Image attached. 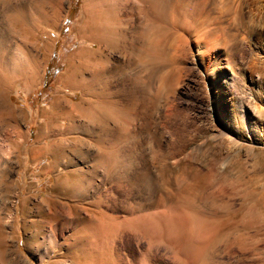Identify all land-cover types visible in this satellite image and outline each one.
Returning a JSON list of instances; mask_svg holds the SVG:
<instances>
[{
  "label": "rangeland",
  "instance_id": "1",
  "mask_svg": "<svg viewBox=\"0 0 264 264\" xmlns=\"http://www.w3.org/2000/svg\"><path fill=\"white\" fill-rule=\"evenodd\" d=\"M195 2L185 0L191 10ZM18 4L26 27L39 21L38 10L47 19L35 39L8 28L12 63L39 54L48 37L53 44L41 55L30 89L14 83L0 102V114L4 107L16 111L25 135L15 140L14 122L0 121V264H102L106 258L103 264H264V0H207L188 29L170 30L150 66L143 61L137 1L120 0L116 38L102 47L94 82L102 98L116 103L117 122L89 118L90 93L60 83L67 63L80 64L82 51L93 49L83 32L84 0H0L1 26ZM90 70L82 69L87 83ZM55 99L66 114L52 116ZM220 132L240 140L238 147L227 145ZM36 137L41 148L31 154ZM112 143L107 155L101 151ZM49 147L58 158L55 168L44 169ZM56 175L76 185L71 194L57 188ZM160 195L171 208L149 218L144 212L156 211ZM137 213L144 216L133 218ZM196 213L208 222L195 219ZM122 218L132 219L131 227ZM142 218L148 220L140 223ZM89 224H102L103 237ZM96 249L111 252L102 256Z\"/></svg>",
  "mask_w": 264,
  "mask_h": 264
},
{
  "label": "bare ground",
  "instance_id": "2",
  "mask_svg": "<svg viewBox=\"0 0 264 264\" xmlns=\"http://www.w3.org/2000/svg\"><path fill=\"white\" fill-rule=\"evenodd\" d=\"M18 2L20 0H4V2H8V3H11L13 4L14 2ZM64 1V0H63ZM66 2H69L70 0H65ZM137 1V10H138V13L139 15L143 18L144 20V24H143V31H141V33H143V35L145 36L146 38V44L143 48V61L145 63H148L149 66L153 63H157L158 61V56L160 54V52L162 53L161 51V46H162V41L164 39V37L170 32V30H172V28H189L190 27V20L189 18H198L196 16V14H200L202 13L203 10H205V5H206V2L207 0H196V2L194 3L195 6L193 7V9L191 10L189 7H187V4L185 3V0H136ZM188 1V0H187ZM120 4V0H84V4H83V8H82V11L83 13L85 14V18H86V22H84L86 24V29L83 31L84 32V36L86 37V39L90 42L91 46L93 49L91 50H84L82 51V53L85 55V57H83L81 59V62L80 64L78 65H75V64H72V63H67V69H65L66 71L61 74V76L59 77L61 79L60 83L61 85H63L65 88L69 89V90H82L83 93H87V91L90 93V95L92 96V98L94 99H91V101L89 102V106H88V117L91 118V119H96V118H99L98 120H102L105 121V120H108V119H113L115 122L121 120L120 117L116 114V112H114V110L117 111V108H116V103L115 102H112V101H109L108 99H106L105 97L102 98V96H100V94L96 91V86H94V82H96L97 80V75H98V69H101L100 66H101V63L103 62V60L101 59L100 56H98L100 53H101V49L102 47H111L115 41V34H116V25L117 23L120 21L119 20V14L117 13L118 12V5ZM16 7L12 8L10 13L5 15V18H4V23L5 25L4 26H1L0 25V102H5V95L7 94V90L11 87L12 84L16 83V85H18L19 87H21V89L23 91H26L28 89H30V86L32 84H34V80H35V77L37 78V76L39 75V73L41 72V55L42 56H47L46 54L48 52L51 51V48H52V44H53V39H51L50 37H48L45 41H42V44H43V47H41L40 49H38L39 51H37L39 54H36L35 55H32V56H28L26 53V56L24 58V60L19 63V64H15V63H12L13 61V55L11 54L9 48H8V44L7 43V30L8 28L10 27H19L21 30H24V32L29 36V37H32L35 39L34 37V31L39 27V23H41V21H43L44 19L46 20V16L43 15V13L41 12L40 10H38V15H39V21H35L33 24L29 25L28 27L25 26L26 24V18H27V14L25 12V8L23 6V4H18V5H15ZM44 11V10H43ZM119 12H120V9H119ZM205 12V11H204ZM53 18H52V21L55 22L56 21V15H57V8L55 7L54 11H53ZM46 14V13H45ZM202 15V14H201ZM37 17V16H36ZM201 17V16H200ZM199 17V18H200ZM194 19V20H195ZM197 20V19H196ZM195 20V21H196ZM200 20V19H199ZM46 23V22H45ZM84 25V24H83ZM192 25V24H191ZM84 28V26H83ZM81 32V31H80ZM79 32V33H80ZM41 39H38L36 42L38 43ZM165 40V39H164ZM36 43V44H37ZM39 47V46H38ZM82 49V48H81ZM37 50V49H36ZM80 52V51H79ZM79 52H75L74 54L78 55ZM74 55V57H76ZM163 56V54H161ZM160 57V56H159ZM77 58V57H76ZM161 59V58H160ZM47 60V59H46ZM70 60V59H69ZM162 60V59H161ZM160 60V61H161ZM15 62V61H14ZM73 63H75L73 61ZM159 64V63H158ZM100 65V66H99ZM84 66H91V73L89 76H91L89 79H88V82H85L83 81L82 79V74H83V71L82 69H84ZM99 66V68H98ZM156 66V65H155ZM158 66V65H157ZM151 68V67H150ZM208 70V69H207ZM206 70V71H207ZM212 72V71H211ZM81 76V77H79ZM206 76L207 78H210V70L206 72ZM162 77V76H161ZM99 79V78H98ZM163 79V78H162ZM98 81V80H97ZM96 84V83H95ZM213 86V84H212ZM206 89V88H205ZM206 94H207V90L205 91ZM89 95V94H88ZM98 95H99V98H98ZM85 96V95H84ZM102 98V99H101ZM99 99V100H98ZM101 100V101H100ZM60 101L59 99H55V101L53 102V112H52V116H56V115H61L62 113H65L63 112L62 108L59 109L60 107ZM103 103V104H102ZM8 108V107H7ZM6 107H4V109H2L1 111V114H0V121L2 122V124H5V123H8V121H13V130L16 132V136H15V140H17L16 138H21L24 139V137L21 135V130L19 129V126H18V122H16L17 118H16V114L15 112L16 111H11L10 107L7 109ZM110 111H113V112H110ZM17 114H20V113H17ZM66 114V113H65ZM87 114V113H86ZM3 115V116H2ZM21 115V114H20ZM9 119V120H8ZM51 119V118H50ZM9 121V122H10ZM19 121V120H18ZM107 122V121H106ZM214 136V135H213ZM219 136H222L224 137V142L227 143V145H230L231 148L232 147H238V145L240 144V140H236L234 138H232L231 136H229L228 134H225L224 132H220ZM20 140V141H21ZM217 140V139H216ZM18 141V140H17ZM220 141V140H219ZM35 144L33 145V147L31 148V154L32 153H35V151H37L39 148H41V143L39 141V138L36 137V139L34 140ZM17 143V142H15ZM51 145V144H50ZM55 145V143H54ZM52 146V145H51ZM55 147L58 148V145H55ZM117 147V146H116ZM50 148L52 149V147H49L46 151V154L44 156H49L51 159L49 161V163H47L44 167V169H50L52 167L55 166V162L58 158L57 155H55V153H53L52 150H50ZM115 148V147H114ZM240 148V147H239ZM3 148L0 147V150H2ZM109 149V150H108ZM113 149V143L106 149V150H103L101 149V151H103V153H106V155L111 152V150ZM115 150V149H114ZM115 153V152H114ZM113 154V153H112ZM37 157V156H36ZM35 157V158H36ZM108 158V156H107ZM58 165V164H57ZM58 167V166H57ZM55 168V167H54ZM54 170V169H53ZM55 182H56V186L57 188L59 187L60 189L64 188L66 189L65 191L67 193H70L73 192L74 188L76 185L75 184H72V182L70 181H64L62 179L63 176H60V175H56L55 176ZM70 180V179H69ZM77 181V180H76ZM77 183V182H76ZM64 191V192H65ZM184 193V192H182ZM188 197V196H187ZM190 198V197H188ZM187 199V198H186ZM189 200V199H188ZM192 200V199H191ZM190 200V201H191ZM182 202V201H181ZM186 202V201H185ZM189 202V201H188ZM178 203V202H177ZM180 203V202H179ZM181 204V203H180ZM189 204V203H188ZM191 205V204H190ZM166 206V201L165 199L163 198V195H160L159 197V202L157 203V206H156V211H152V212H144V214H147L148 217L150 218V216L152 215H156L157 213L160 212H163L166 210H164V208L166 209H169L167 208ZM176 206V205H175ZM193 206V205H192ZM175 208V207H174ZM198 208V207H197ZM181 209V208H180ZM192 209V208H191ZM202 209V208H201ZM193 211L195 209H192ZM199 210V209H198ZM188 211V212H187ZM197 211V210H196ZM202 211V210H200ZM204 211V210H203ZM236 211V210H235ZM102 212V211H101ZM169 212V211H168ZM168 212L166 213V215L168 214ZM179 212V211H178ZM183 213V211H181ZM188 214H187V213ZM189 212L190 210H186L185 213L188 215L187 218H190L189 217ZM192 212V211H191ZM219 212V211H218ZM164 213V212H163ZM172 213V212H171ZM180 213V214H182ZM195 212H193L194 214ZM216 213V212H215ZM229 213V212H228ZM235 213V212H234ZM138 215L136 216H133V218H139V217H142L144 216V214L141 216H139V213H137ZM199 214V213H198ZM197 213H196V216L193 215V217L196 218H204L203 216H199ZM104 215V214H103ZM154 215V216H155ZM165 215V214H164ZM184 215V214H183ZM206 215V214H205ZM212 217L214 216L213 214H211ZM219 215V214H218ZM224 215V214H223ZM230 215V214H229ZM106 216H108L106 214ZM104 216V217H106ZM138 216V217H137ZM168 216V215H167ZM174 216V215H173ZM172 216V217H173ZM216 216V215H215ZM214 216V217H215ZM226 216V215H225ZM129 218L132 217V216H128ZM147 217V218H148ZM156 217V216H155ZM154 217V218H155ZM159 217V216H158ZM165 216H162V218H164ZM180 217V216H179ZM224 217V216H222ZM1 218V217H0ZM107 218H111V217H106L105 219L108 220ZM125 218V217H124ZM122 218V222H126L125 220H128ZM145 218V217H144ZM168 218V217H165V219ZM171 218V216H170ZM102 219H103V216H102ZM100 218V220H102ZM115 219V217L113 218ZM136 219V220H137ZM161 219V218H160ZM179 219V218H178ZM206 219V220H205ZM216 220V218H214ZM230 219V218H229ZM135 220V221H136ZM142 220L143 218L141 219V222L142 223ZM148 220V219H146ZM146 220H143V221H146ZM153 220V219H152ZM162 220V219H161ZM174 220V219H173ZM190 220H194V219H191ZM213 220V221H215ZM222 220V219H221ZM109 221V220H108ZM111 221H112V218H111ZM116 221L113 220V222ZM132 221V219L130 220ZM130 221L127 223L129 224ZM134 221V223H135ZM197 221H199L198 219L194 222L196 223ZM203 222L204 221H207L208 222V218H204L202 220ZM212 221V222H213ZM85 222V221H84ZM104 222V221H103ZM117 222L118 221V218H117ZM152 222V221H149V223ZM209 222H211L209 220ZM0 223H1V219H0ZM102 222H99L98 220V224H100ZM105 223V222H104ZM102 223V224H104ZM107 223V222H106ZM105 223V224H106ZM140 223L138 225H140ZM145 223V222H144ZM143 223V226L145 225ZM155 223V222H154ZM237 223V222H236ZM63 224V223H61ZM87 223H85L86 225ZM95 224V223H94ZM93 224V225H94ZM99 225V227L97 228H92L90 227V224H89V227L88 228H92L94 230L98 229L100 231L99 235H101V230L99 229L101 226ZM111 225H113V223H110ZM109 224V225H110ZM115 224V223H114ZM84 225V224H82ZM91 224V226H93ZM118 225V224H116ZM131 225V223L129 224V226ZM135 225V224H134ZM142 225V224H141ZM146 225H149V224H146ZM152 225V224H151ZM61 226V225H60ZM98 226V225H97ZM115 226V225H114ZM119 226V225H118ZM153 226V225H152ZM112 227V226H111ZM117 227V226H116ZM122 227V226H120ZM131 227V226H130ZM127 228V230H129V228ZM145 227V226H144ZM149 227V226H148ZM147 227V228H148ZM232 227V226H231ZM85 228V227H84ZM87 228V229H88ZM107 228V227H106ZM123 228V227H122ZM125 228V226H124ZM138 227H134L132 225V230L135 231ZM140 228V227H139ZM143 228V227H142ZM150 228H152L150 226ZM148 228V229H150ZM86 229V228H85ZM103 229V228H102ZM112 229V228H110ZM114 229H116L114 227ZM119 229V228H118ZM130 229V230H131ZM150 231V230H148ZM152 229H155L154 227ZM104 230V229H103ZM102 230V237L104 235V232L105 230L103 231ZM108 230H109V226H108ZM124 230V229H122ZM126 230V229H125ZM142 230V229H141ZM228 230V228H227ZM88 231V230H87ZM139 234L141 235V233H139V229L136 230ZM86 232V231H85ZM90 232H92L90 230ZM109 232V231H108ZM114 232V231H113ZM112 232V233H113ZM121 232V231H120ZM128 232V231H127ZM154 232L153 231H150L149 233H152ZM95 233V232H92V234ZM130 233V231H129ZM135 233V232H134ZM133 233V234H134ZM62 234V233H61ZM91 234V233H90ZM95 234H98V231L97 233ZM113 234H117V233H113ZM121 234V233H119ZM125 234V233H123ZM121 234V235H123ZM136 234V235H137ZM118 235V234H117ZM142 235H145V234H142ZM141 235V236H142ZM150 237H148L147 240H149V238H151V234H148ZM154 235V233H153ZM156 235V234H155ZM227 235V234H226ZM229 235V234H228ZM239 235V234H238ZM243 236V234H241ZM239 235V236H241ZM95 236V235H94ZM93 236V237H94ZM96 235V237H98ZM239 237V238H243V237ZM55 237H56V234H55ZM64 237V236H63ZM5 238V237H4ZM89 238V237H88ZM144 239V237H142ZM146 238V237H145ZM201 238V237H200ZM206 238V237H205ZM226 238H228V236H226ZM233 239H235V236L232 237ZM231 238V240H233ZM75 239V238H74ZM73 239V240H74ZM90 239V238H89ZM97 239V238H96ZM94 239V240H96ZM152 239V238H151ZM154 239V237H153ZM197 239V240H196ZM195 240L198 241V240H201V239H198V237L196 238ZM204 239V238H202ZM208 239V238H207ZM237 239V238H236ZM246 239V238H245ZM249 239V238H248ZM247 239V240H248ZM93 240V241H94ZM100 240H103L102 238ZM206 240V239H205ZM227 240V239H226ZM225 240V241H226ZM230 240V243H232ZM243 240V239H242ZM93 241H90V242H93ZM154 241V240H152ZM157 241V240H156ZM203 241V240H202ZM209 241V240H208ZM234 241V240H233ZM241 242V239L239 240ZM71 242V241H70ZM95 242V241H94ZM98 242V240H97ZM151 242V241H150ZM192 242H194L192 240ZM201 242V241H199ZM206 242V241H205ZM211 241H209L210 243ZM238 242V241H237ZM236 240L234 243H237ZM239 242V243H240ZM4 243V240H3V237H2V231L0 229V247H2ZM85 243V242H84ZM82 243V244H84ZM100 244L102 242H99ZM104 243V242H103ZM208 243V244H209ZM212 243V242H211ZM216 242H214L213 244H215ZM229 243V241H228ZM97 244V243H96ZM150 244V243H149ZM207 244V243H206ZM207 244V245H208ZM95 244H93L92 246H94ZM104 245V244H102ZM151 245V244H150ZM150 245H148L146 247L145 250H150ZM198 246L199 245H203V242L200 244H197ZM211 245V244H209ZM233 245V244H232ZM82 246V245H81ZM89 246V244H88ZM87 246V247H88ZM91 246V245H90ZM193 248H194V245H192ZM196 246V245H195ZM213 246V245H212ZM228 246V245H227ZM86 247V246H85ZM84 247V248H85ZM98 246H96L97 248ZM100 247V246H99ZM98 249L101 250V248H105L104 246L100 247ZM207 247V246H206ZM112 247L110 246L109 249H111ZM198 247H195V249H197ZM201 248V246H200ZM204 249V247H202ZM212 249V247H210ZM71 249V248H70ZM113 249V248H112ZM111 249V250H112ZM194 249V250H195ZM209 249V247H208ZM88 250V249H87ZM93 250L94 247H93ZM104 250L106 249H103L102 251L104 253H106ZM206 250V249H205ZM1 252H3L2 250H0ZM5 251V250H4ZM83 251V250H82ZM97 251V249H96ZM101 251V252H102ZM110 250L107 251V253L109 252ZM202 251V250H201ZM200 250L198 252H201ZM208 252V250H206ZM205 251V252H206ZM86 252V251H85ZM98 252V251H97ZM100 251L98 253L102 254ZM111 252V251H110ZM147 252V251H146ZM5 253V252H4ZM93 253V252H92ZM106 253V254H107ZM148 253H151V252H148ZM83 256H84V252L82 253ZM91 254V252H90ZM95 254V252H94ZM109 254V253H108ZM112 254V253H110ZM147 254V253H146ZM205 254V253H204ZM207 254V253H206ZM2 256V254H1ZM0 256V257H1ZM103 256V254H102ZM213 256V254H212ZM93 257V256H92ZM101 257V256H100ZM150 257V256H149ZM148 257V258H149ZM188 257V256H187ZM186 257V258H187ZM205 256H203L202 260L204 259ZM211 257V256H209ZM3 258V257H1ZM103 258V257H102ZM146 258V256L144 257ZM197 259V257H195ZM85 259V258H84ZM97 258H95L96 260ZM108 259V258H106ZM105 259V260H106ZM111 259V258H110ZM181 259V258H179ZM183 259V258H182ZM91 260V259H90ZM102 259L100 258L99 261H101ZM105 260H103L105 262ZM145 260V259H144ZM147 260V259H146ZM209 260V258L207 259ZM94 261V260H93ZM91 261V262H93ZM180 261V260H179ZM182 261V260H181ZM89 261V263H91ZM103 262V263H104ZM113 262V258H112V261ZM184 262V261H183ZM182 262V263H183ZM205 262V261H204ZM203 264H207V263H204ZM212 262V261H210ZM100 263V262H98ZM102 263V264H103ZM119 263V262H118ZM147 263V262H146ZM145 263V264H146ZM215 263V262H214ZM113 264V263H112ZM185 264V263H184ZM188 264V263H187ZM191 264V262H190Z\"/></svg>",
  "mask_w": 264,
  "mask_h": 264
},
{
  "label": "crops",
  "instance_id": "3",
  "mask_svg": "<svg viewBox=\"0 0 264 264\" xmlns=\"http://www.w3.org/2000/svg\"><path fill=\"white\" fill-rule=\"evenodd\" d=\"M53 112V111H52ZM52 112H50V113H52Z\"/></svg>",
  "mask_w": 264,
  "mask_h": 264
}]
</instances>
